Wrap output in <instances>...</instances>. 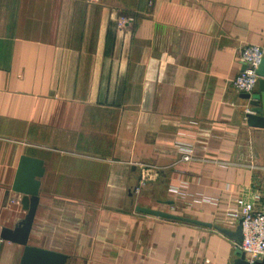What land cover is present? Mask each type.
Here are the masks:
<instances>
[{"label": "crops", "instance_id": "0c3cea01", "mask_svg": "<svg viewBox=\"0 0 264 264\" xmlns=\"http://www.w3.org/2000/svg\"><path fill=\"white\" fill-rule=\"evenodd\" d=\"M248 44L264 51V0H0V233L25 214L26 155L44 167L28 245L66 264H232L213 226L136 208L234 229L236 197L264 206V130L232 85ZM22 254L0 238V264Z\"/></svg>", "mask_w": 264, "mask_h": 264}, {"label": "water", "instance_id": "95a60500", "mask_svg": "<svg viewBox=\"0 0 264 264\" xmlns=\"http://www.w3.org/2000/svg\"><path fill=\"white\" fill-rule=\"evenodd\" d=\"M242 69H244V66H242ZM256 73L259 76L257 90L251 93H241L240 97L246 101L247 110L244 113L246 124L251 128L264 130V56L260 60ZM43 171L42 160L22 155L19 158L11 185L12 191L21 194L20 201L22 208L25 210V214L12 228H2L0 238L23 246L20 264H66L67 262V256L62 253L27 244L28 235L32 228L33 218L38 204L40 177ZM262 189L264 192V182L262 183ZM136 209L139 212L153 216L191 222L208 227L213 226L234 241L236 245L241 243L242 232L239 221L234 229H229L157 209L146 207H137ZM235 255L237 257L232 261V264H247L244 260L243 252L238 247H236ZM253 264H264V257L256 260Z\"/></svg>", "mask_w": 264, "mask_h": 264}, {"label": "built area", "instance_id": "2783aa9c", "mask_svg": "<svg viewBox=\"0 0 264 264\" xmlns=\"http://www.w3.org/2000/svg\"><path fill=\"white\" fill-rule=\"evenodd\" d=\"M92 1V0H89ZM131 21L130 17L120 18L118 25ZM264 56L263 48L257 45H243L237 52L239 63L244 69L236 75L232 81L233 87L240 93H251L255 90L259 76L256 69L260 60ZM182 150V159L189 161L191 159V149L184 147ZM153 178L152 166L141 165L138 177V188L143 187ZM176 194H183V189H171ZM260 200L255 195L252 201L239 196L234 201V207L226 213V218L232 223L240 222L242 239L237 247L243 252L244 260L247 264H253L256 260L264 257V206L256 207V202Z\"/></svg>", "mask_w": 264, "mask_h": 264}, {"label": "rangeland", "instance_id": "374dc122", "mask_svg": "<svg viewBox=\"0 0 264 264\" xmlns=\"http://www.w3.org/2000/svg\"><path fill=\"white\" fill-rule=\"evenodd\" d=\"M123 17H124V18H127L128 16H122V17H120V18H123ZM120 18H119V19H120ZM130 18H131V20H132V17H130ZM119 19H118V20H119ZM117 22H118V21H117ZM123 25H124V24H123ZM123 25H122V26H123ZM120 27H121V26H120ZM236 198H237V197H236ZM236 198H235V199H236ZM236 223H237V222H236Z\"/></svg>", "mask_w": 264, "mask_h": 264}]
</instances>
